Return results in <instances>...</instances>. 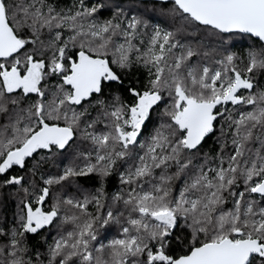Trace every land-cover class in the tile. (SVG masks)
<instances>
[{
  "label": "snow or ice",
  "instance_id": "snow-or-ice-1",
  "mask_svg": "<svg viewBox=\"0 0 264 264\" xmlns=\"http://www.w3.org/2000/svg\"><path fill=\"white\" fill-rule=\"evenodd\" d=\"M5 190L0 264H264V0H0Z\"/></svg>",
  "mask_w": 264,
  "mask_h": 264
},
{
  "label": "trees",
  "instance_id": "trees-1",
  "mask_svg": "<svg viewBox=\"0 0 264 264\" xmlns=\"http://www.w3.org/2000/svg\"><path fill=\"white\" fill-rule=\"evenodd\" d=\"M50 2L55 3L57 7H68L73 3V0H50ZM244 46L246 47V45ZM109 189L111 190V184H109ZM15 203V200L9 195V191L5 190L0 196V217L10 218L15 211Z\"/></svg>",
  "mask_w": 264,
  "mask_h": 264
}]
</instances>
